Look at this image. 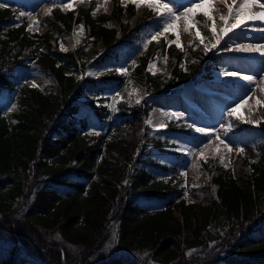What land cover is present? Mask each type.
I'll return each mask as SVG.
<instances>
[{"label": "trees", "instance_id": "obj_1", "mask_svg": "<svg viewBox=\"0 0 264 264\" xmlns=\"http://www.w3.org/2000/svg\"><path fill=\"white\" fill-rule=\"evenodd\" d=\"M62 1L42 16L41 32L29 30L24 2L0 0V264H264V119L248 126L229 115L232 135L254 143L258 157L214 162L198 187L201 198L187 201L182 169L205 132L177 121L175 135L154 132L147 122L153 96L118 103L113 119L108 105L79 97L87 85L113 93L127 76L152 95L166 93L193 79L207 54L200 45L149 38L151 8L113 0L110 14H94L104 0L66 9ZM126 13L137 15L134 24H123ZM111 19L119 25H108ZM75 23L84 25L87 41L62 51L61 34ZM98 40L105 50L88 58ZM159 52L168 55V75L147 69ZM192 52L197 58L185 69ZM136 54L134 68H118ZM94 60L99 79L67 74L72 67L86 72ZM36 72L52 74L57 84L43 92L24 83L15 98ZM13 101L10 121L6 105ZM83 105L86 116L75 117ZM91 123L98 131L88 135Z\"/></svg>", "mask_w": 264, "mask_h": 264}, {"label": "rangeland", "instance_id": "obj_2", "mask_svg": "<svg viewBox=\"0 0 264 264\" xmlns=\"http://www.w3.org/2000/svg\"><path fill=\"white\" fill-rule=\"evenodd\" d=\"M27 5L26 13L29 17V24L33 29H37L39 31H44L46 26L41 22V17L43 14L48 12L54 4V0H21ZM129 0H123V2H127ZM136 3L139 9H145L146 5H152L151 7L157 10L160 14L153 19V23L151 24V34L156 35L157 37L160 35H167L168 33H175V40L184 47L191 46L192 49L199 45L200 43L204 45V48L210 51L212 58L217 57V54H220L225 50L223 48V44L216 46L215 49L212 47L213 44L218 45L220 43H216L215 36L213 35V29L215 30L216 35H220L221 29L225 27L221 25L219 27L216 26V21L221 15H226L224 13L225 6L220 4L213 9H210V0H207L203 4V7L197 8L195 10V14L190 16L188 20L183 18V13L186 8L192 7L193 4L199 3L200 0H132ZM226 1V0H225ZM72 7L77 3V0H64L63 4L70 3ZM259 3L264 4V0H259ZM42 5H50L47 10L41 11ZM112 0H105L96 10L95 13L105 12L107 14L110 13L112 9ZM163 5H167L172 8L175 15L179 16L180 19L176 20L175 23H171V18L169 17L167 10L163 7ZM256 10L261 11L258 6L255 7ZM207 13V15H205ZM198 14H203L205 19L200 21L197 17ZM211 17V19H209ZM33 19L39 22L38 27L33 24ZM136 17H130L125 14L123 16V24L127 21H131L134 24ZM40 20V21H39ZM221 20V19H220ZM223 21V20H221ZM232 19L228 21L231 24ZM197 23H201L206 27V32L202 33L198 29ZM224 22V21H223ZM168 23L169 28L168 31L164 30V25ZM132 24V25H133ZM108 25H116L119 24L115 19H111L108 22ZM252 25V24H251ZM256 25V24H253ZM264 26V25H263ZM211 28V30L209 29ZM243 27V26H241ZM239 29V27H238ZM183 33H187L189 38L185 42H181L178 39V36L183 35ZM199 33V35H197ZM250 36V35H249ZM203 37V41L201 38ZM252 40H254V46H258L263 44L264 39H256L254 36H250ZM226 46L229 48L227 52L231 53L232 56L230 59L224 62L222 66L218 67L213 76L217 79L219 75H222L223 79L220 81H204V82H196V84L191 83V81L182 85L180 91H173L171 94H160L154 95V106L151 111L150 116L147 118L148 123L156 128V129H165L169 126L170 120L176 117H185V120L194 121V118L200 119L198 121V125L200 127H205V129L210 130L208 133H205L208 137L207 140L204 141L202 145L196 147V149L191 153L189 158L185 161L183 166V174H184V185L186 186L184 197L187 201H195L201 198L202 192L198 190L200 185H204V183L208 179V167H210L214 162L220 161L226 166L234 165L238 155L246 157L250 160H256L258 157V150L255 147L254 143L240 139V137L232 135L229 126V120L227 114L230 111L235 109L233 114L240 116L238 114L236 104L238 102L244 101V99L250 94L251 90H256L258 88V83L253 85H248V89H240V86L244 84V81L239 78L241 73L246 74L247 71L253 70L251 65H259V67H264V60H259V56L254 58H244L236 57L238 54L235 51H232L233 45L236 40L233 38V32H228L226 37L223 39ZM77 41H79L77 43ZM85 42V32L84 28L81 25L77 24L71 31L65 32L62 34L60 38V46L63 45L65 49H71L78 44ZM199 43V44H198ZM224 44V45H225ZM207 46V47H206ZM105 46L101 40H98L96 43H91L88 49V57L93 58L98 54L102 53ZM234 50V49H233ZM203 51V50H202ZM258 53V52H256ZM204 54V53H203ZM196 55L194 52L187 53V56L184 60L185 67H189L190 63L194 61ZM209 53H207V56ZM202 58L205 56L202 55ZM206 58V57H205ZM140 60L139 58H135L130 62L125 60H121L119 68L121 70H129L131 69L137 62ZM150 65L152 66L150 68ZM257 67V66H256ZM149 69L153 73H160L163 75H168V68L166 57L158 54L153 60H150ZM99 64L96 61H93L89 68H87V73L90 75H94L99 77L100 74ZM67 73L74 74L76 77L81 76V70L79 68H69ZM229 73H236V75H229ZM243 74V75H244ZM231 79V81H229ZM29 85L35 83L39 88L43 90H48L50 85L56 83L55 79L52 76H44V75H34L33 77L27 80ZM245 84H247L245 82ZM199 89L207 90L210 94H203V92L199 91ZM198 90V91H197ZM240 90V94L233 102H226L223 96H228L233 91ZM92 95V88L86 87L84 94L82 95L84 98L89 99ZM223 95V96H220ZM147 95V90L145 86L135 80L128 78L127 83L120 88L115 97L111 100V105H114L118 101H126L131 104L138 103L137 101H141ZM97 97V96H95ZM196 100V101H195ZM260 100L261 103L257 104L256 101ZM254 102V106L250 108L249 113H241V118L251 125L259 124V122L263 119V111H264V93ZM195 102V103H193ZM193 105V107L190 105ZM8 112L16 111L17 105L13 103L7 104ZM84 112V109H83ZM80 112L79 114H83ZM191 114L196 115V117L190 116ZM8 118L10 121H13L14 118L11 114L8 113ZM251 121V122H248ZM94 125L90 126V130H93ZM175 135V134H173ZM184 136H180V139ZM223 141V143H221ZM227 145L228 147H225ZM229 148L232 151H229ZM239 149H243V152H240ZM201 152H203V156H201ZM173 154H175L173 152ZM161 176L166 178L169 176L167 171H162ZM221 264V263H218Z\"/></svg>", "mask_w": 264, "mask_h": 264}, {"label": "bare ground", "instance_id": "obj_3", "mask_svg": "<svg viewBox=\"0 0 264 264\" xmlns=\"http://www.w3.org/2000/svg\"><path fill=\"white\" fill-rule=\"evenodd\" d=\"M233 2V0H210V9L215 8L216 6L223 4L225 6V10L224 13L227 15L228 13V8L227 5H231ZM237 3H239V0H237ZM50 5H42L41 6V11H45L48 9ZM256 8H252L251 11H254ZM257 12H259V10H256ZM179 17V16H178ZM234 23V21H231V24ZM196 24L199 26L198 29L200 32L205 33L206 32V27L202 25L201 23H197ZM221 24H223V22L220 20V18L217 19L216 21V26L219 27L221 26ZM252 24V25H251ZM256 24V25H253ZM264 21L261 20H252L249 19L247 16H244L241 18V23L240 29L234 31L233 33V38L236 40V42L233 45V49L235 51H239L238 49H240L241 47L243 48H256V47H264L263 44L259 45V46H254V41L252 40V38L248 35V33H250V31H255L256 32V39H264V31H261V29H264ZM209 29L211 30V28L209 27ZM189 38V35L187 33H183V35L178 36V39L181 42H185L187 41ZM241 53L242 57H248L249 55L252 54V52H256V51H239ZM259 60H264V54H262L261 52H259ZM257 66V67H256ZM251 67L253 68V70H249L247 71L246 74L241 73L239 75V78L241 80L244 81V84H242L240 86V89H244L247 90L248 89V85H253V84H257L258 83V88L256 90H251L250 94L244 99V101H247V103H243L242 102H238L236 104L237 107V111L238 113H249L250 108H252L254 106V102L261 96L262 93H264V67H259V65H251ZM244 74V75H243ZM222 76V75H219ZM248 76L251 77L252 79L249 80H245L243 79V77ZM223 77V76H222ZM245 82L247 84H245ZM205 93L207 91H204ZM240 94V90L238 91H233L232 93H230L228 96H223L226 100V102H233L236 100V98L238 97V95ZM196 101V100H195ZM195 103V102H193ZM191 104V103H190ZM191 106H193L191 104Z\"/></svg>", "mask_w": 264, "mask_h": 264}, {"label": "snow or ice", "instance_id": "obj_4", "mask_svg": "<svg viewBox=\"0 0 264 264\" xmlns=\"http://www.w3.org/2000/svg\"><path fill=\"white\" fill-rule=\"evenodd\" d=\"M207 2V0H200L199 3L193 4L192 7H188L185 9L183 15V18L185 20H188L190 18V16L195 14V10L197 8L203 7V4ZM223 2V0H222ZM6 5L3 3H0V7H5ZM150 7L152 5H149ZM259 7L260 9H262L259 12H254L251 11L252 8L254 7ZM61 7L64 8H71L72 4L67 3V4H63L61 5ZM163 7L167 10V13L169 15V17L171 18V23H175L176 20L180 19V17L176 16L173 9L168 7L167 5H163ZM228 8V13L227 15H221L220 19L224 21L225 27L221 29V33L220 35H216L215 30L213 29V35L215 36L216 39V43H219V41L223 38L224 35H226L229 31H231L233 28L235 27H239L240 23H241V18L244 16H247L249 19L252 20H261L264 21V4L259 3V0H239V3H237V0H233L231 5H227ZM50 11V10H49ZM21 15H24L23 13H21ZM205 15H207V13H205ZM209 19H211V17H209ZM229 19H232L234 21V23L229 24L228 21ZM33 24L36 25L38 27L39 22L36 21L35 19H33ZM82 27V26H81ZM169 28V24L166 23L164 25V30L168 31ZM29 30H32V26H29ZM261 31H264V29H261ZM197 35H199V33H197ZM153 39H156V36H153ZM201 41H203V37L201 38ZM79 41H77L78 43ZM216 45L213 44L212 47H215ZM207 47V46H206ZM61 50L62 51H67V49H65L63 47V45H61ZM239 51H256V52H261L262 54H264V47H256V48H243L241 47L240 49H238ZM152 66L150 65V68ZM229 75H236V73H229ZM243 79L245 80H251V77L245 76L243 77ZM33 88L38 87V85H36L35 83H32L31 85ZM139 103V101H137ZM243 103H247V101H243ZM257 104H260L261 101L257 100L256 101ZM235 111V109H233L232 111L229 112V115H232L233 112ZM251 122V121H248ZM197 132H205V129H201V128H197L196 129ZM221 143H223V141H221ZM225 147H228L227 145H225ZM229 151H232V149L229 148ZM240 152H243V149H239ZM201 156H203V152H201Z\"/></svg>", "mask_w": 264, "mask_h": 264}]
</instances>
